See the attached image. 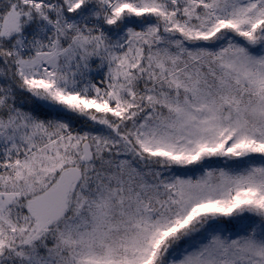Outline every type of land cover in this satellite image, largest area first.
I'll return each mask as SVG.
<instances>
[{
    "label": "snow or ice",
    "instance_id": "6c2138e0",
    "mask_svg": "<svg viewBox=\"0 0 264 264\" xmlns=\"http://www.w3.org/2000/svg\"><path fill=\"white\" fill-rule=\"evenodd\" d=\"M0 264H264V0H0Z\"/></svg>",
    "mask_w": 264,
    "mask_h": 264
}]
</instances>
